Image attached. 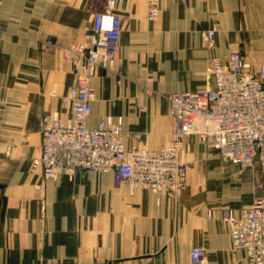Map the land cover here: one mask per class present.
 <instances>
[{"label":"crops","instance_id":"0c3cea01","mask_svg":"<svg viewBox=\"0 0 264 264\" xmlns=\"http://www.w3.org/2000/svg\"><path fill=\"white\" fill-rule=\"evenodd\" d=\"M115 0L122 31L113 71L99 68L91 128L121 118L126 146L159 150L175 122L168 96L213 86L211 61L239 51L264 63V0ZM108 0H0V264H246L233 250L224 214L264 196V177L224 161L197 134L184 141L187 181L180 200L114 184L112 172L79 170L44 180L42 118L59 112L74 85L64 48L90 34ZM215 30L212 43L201 36ZM249 51V53H244ZM198 130L203 128L200 122Z\"/></svg>","mask_w":264,"mask_h":264},{"label":"built area","instance_id":"2783aa9c","mask_svg":"<svg viewBox=\"0 0 264 264\" xmlns=\"http://www.w3.org/2000/svg\"><path fill=\"white\" fill-rule=\"evenodd\" d=\"M114 9L115 0H108L105 10L93 13L87 40L64 48L75 82L59 105L69 115L43 116L40 155L32 168L41 169L44 180L73 177L79 170L112 172L115 185L152 190L178 201L187 181L188 166L181 158L184 141L197 134L224 161L264 177V63L254 67L239 51H231L224 61L212 59V87L168 96L175 128L164 148H128L121 118L110 116L95 128L89 126L96 96L92 80L99 68L116 67L122 19ZM159 11L157 1L150 0L148 19L155 20ZM201 36L212 43L216 31L203 30ZM200 122L203 128L198 130ZM223 220L233 250L244 253L246 264H264V196L239 215L227 209ZM189 253L191 264H203V247H192Z\"/></svg>","mask_w":264,"mask_h":264},{"label":"rangeland","instance_id":"374dc122","mask_svg":"<svg viewBox=\"0 0 264 264\" xmlns=\"http://www.w3.org/2000/svg\"><path fill=\"white\" fill-rule=\"evenodd\" d=\"M244 53H245V54H246V53H249V51H248V52H247V51H245Z\"/></svg>","mask_w":264,"mask_h":264}]
</instances>
